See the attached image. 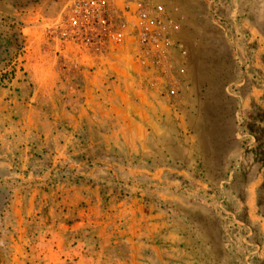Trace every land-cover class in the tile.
Listing matches in <instances>:
<instances>
[{
  "label": "rangeland",
  "instance_id": "rangeland-1",
  "mask_svg": "<svg viewBox=\"0 0 264 264\" xmlns=\"http://www.w3.org/2000/svg\"><path fill=\"white\" fill-rule=\"evenodd\" d=\"M63 8L0 0V264H264V0H170L156 88Z\"/></svg>",
  "mask_w": 264,
  "mask_h": 264
},
{
  "label": "built area",
  "instance_id": "built-area-1",
  "mask_svg": "<svg viewBox=\"0 0 264 264\" xmlns=\"http://www.w3.org/2000/svg\"><path fill=\"white\" fill-rule=\"evenodd\" d=\"M64 20L74 37L114 35L109 25L117 10L127 16L128 35L146 83L157 87L169 72V54L178 24L170 15V0H62ZM119 7V8H118Z\"/></svg>",
  "mask_w": 264,
  "mask_h": 264
},
{
  "label": "crops",
  "instance_id": "crops-1",
  "mask_svg": "<svg viewBox=\"0 0 264 264\" xmlns=\"http://www.w3.org/2000/svg\"><path fill=\"white\" fill-rule=\"evenodd\" d=\"M172 3V2H171ZM170 3V4H171ZM169 4V5H170ZM132 67V68H131ZM131 67H127V65H125V67H123L122 69H120V71L117 69L113 70L114 74L116 76H120L121 79H122V82H126V77L129 76L131 77V82H128V85H131L133 84V81L136 80V76H137V79L140 80L141 76H142V71L141 69L139 68V66H134V65H131ZM110 69V68H108ZM112 71V70H111ZM136 75V76H135ZM129 81V80H128ZM140 92V91H139ZM121 94V100H122V103L125 104L126 108L128 106L129 103H133L131 101V99L129 98V95H127V93L125 92H120ZM140 94V93H139Z\"/></svg>",
  "mask_w": 264,
  "mask_h": 264
}]
</instances>
